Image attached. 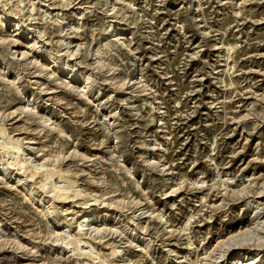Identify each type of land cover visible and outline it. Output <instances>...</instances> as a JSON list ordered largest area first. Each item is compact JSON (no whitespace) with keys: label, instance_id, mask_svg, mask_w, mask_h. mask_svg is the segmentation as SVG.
<instances>
[{"label":"rangeland","instance_id":"obj_1","mask_svg":"<svg viewBox=\"0 0 264 264\" xmlns=\"http://www.w3.org/2000/svg\"><path fill=\"white\" fill-rule=\"evenodd\" d=\"M3 11L0 142L74 184L75 198L50 203L64 237L85 243L73 264H219L220 242L264 232V0H0ZM14 20L23 37L9 45ZM11 170L0 167V264H66L39 208L51 196Z\"/></svg>","mask_w":264,"mask_h":264},{"label":"bare ground","instance_id":"obj_2","mask_svg":"<svg viewBox=\"0 0 264 264\" xmlns=\"http://www.w3.org/2000/svg\"><path fill=\"white\" fill-rule=\"evenodd\" d=\"M13 18H14L13 16L7 14L5 11L0 13V23H2L6 27H7L6 21L13 22L12 21ZM14 23L16 24L14 25ZM14 23H13L14 30L11 32L9 38L6 39L9 45H17L20 44V42H22L23 35L22 33L20 34V30L22 29V24L20 22H15V20ZM27 43L28 45H30L31 50L36 51L41 58L45 57L50 61L51 60L54 61L56 66H58L57 71L64 73L63 69L66 68L67 64L60 61L52 52L45 51L44 47L38 46L39 45L38 40H31V41L28 40ZM101 43H102L101 40L97 42V48L95 49L96 55H102L103 53ZM21 54L22 56H27L26 52H22ZM69 75H71V79L73 78L75 79V76L72 73H69ZM78 77L80 78L78 81L81 80L83 82L85 89H88L91 86V77L84 78L79 75ZM0 137L6 139L9 138L6 130L2 126L0 128ZM8 144L9 145H5L3 144L2 141V143L0 142V148L2 149V151L4 150L7 156L10 157L11 163L8 162L7 164H5L4 162L0 161V167L7 174L13 173L14 171H12L11 169L12 168L14 169V167H16L18 171L15 170V172L20 171L22 174H26L30 172L29 175L31 178L37 177L40 179L42 186L41 189L43 191L42 194L43 195L49 194V196H51L49 197L51 199L48 201V203H45V200H43L42 201L43 205L39 207V208L41 207L44 208L41 210L42 214H47L48 211H46V208H48V210L50 211V215L52 214L54 218V220L49 221L50 222L48 229L49 238L50 239L54 238L57 243L63 244L67 248L70 247L71 251H69V253L62 254L61 257L58 258L60 262L64 261L66 264H73L71 260V254L82 257L83 255L82 256L78 255V252L81 251V245L84 242L80 238H74V237L70 238V236L67 238L64 237L66 232L64 231L65 228H62L63 223L61 222L62 218L60 217V213L58 212V209L52 207L50 203L53 200L54 202L55 200L64 202L69 199L75 198L77 194L73 193L72 191V189L74 188V184L70 181L65 180L66 178L63 177L62 171L57 170L55 167L48 168V167H44V165H41L43 169L40 167L41 169L34 170L35 168L31 167V164H29L31 162L28 163L27 160L23 161L21 159V155H20L21 151L20 148L18 147L20 143L10 138ZM55 177H58L63 181L65 180L66 182L62 185L53 184L54 181L53 179ZM3 179H5V176L3 177ZM19 182H22V180H19ZM244 191L245 190H242L240 191V193H243ZM39 193L40 192H35L34 190H28V194H30L32 198H36V199L42 198V195L39 196ZM260 194H264V191L261 192ZM48 218L50 219V217ZM66 228H70V226L67 225ZM79 228L80 231L81 230L83 231L81 225H79ZM93 230L96 232H100V230L95 227H93ZM254 234H256L255 237ZM14 246H15V250L25 251L26 255L29 256L30 258L33 257L35 254H37L36 251L24 247L19 242ZM263 248H264V232L256 233V227L249 228L244 231H240L239 233L230 236L227 239V241H222L218 244V250H221V257H220L221 262L219 264H228V260H231V264H264V251L259 252V250ZM253 249H257V250H255L254 252ZM215 252L216 251H214V253ZM117 253L118 251H113L112 255L115 256ZM86 258L89 259V257ZM103 263L105 264L106 260H103ZM124 263L129 264L127 263V261H125ZM30 264H39V263H30Z\"/></svg>","mask_w":264,"mask_h":264}]
</instances>
